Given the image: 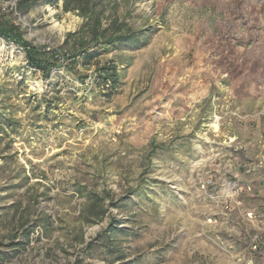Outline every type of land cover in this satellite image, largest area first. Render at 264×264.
<instances>
[{"label":"rangeland","instance_id":"1","mask_svg":"<svg viewBox=\"0 0 264 264\" xmlns=\"http://www.w3.org/2000/svg\"><path fill=\"white\" fill-rule=\"evenodd\" d=\"M104 1L107 14L150 33L137 50L104 51L123 74L109 98L91 83L94 66H79L83 83L63 64L46 79L28 68L24 43H0V84L9 88L0 110L19 127L0 134V242L23 240L40 217L52 222L24 250L4 247L3 264H106L104 247L89 252L86 242L111 215L130 214L137 221L122 226L137 232L125 241L135 264H264V64L253 65L264 63V0ZM61 6L40 0L11 16L31 46L60 49L83 23ZM222 58L241 64L234 77ZM56 82L63 102L45 116L36 102L53 98ZM153 139L165 150L150 158ZM142 176L147 194L82 223L88 202L78 185L118 197Z\"/></svg>","mask_w":264,"mask_h":264},{"label":"trees","instance_id":"2","mask_svg":"<svg viewBox=\"0 0 264 264\" xmlns=\"http://www.w3.org/2000/svg\"><path fill=\"white\" fill-rule=\"evenodd\" d=\"M40 0H17L16 9L17 12H25L29 10L33 5ZM51 1V0H49ZM109 5L108 1L104 0H62L61 9L63 12H77L83 19V23L80 28L75 32H69L62 45V48H55L52 50H46L31 46L26 42L22 36V32L19 27L13 22L11 14L3 13L0 9V35L4 39H13L15 41H21L26 45V52L29 58L28 68L39 70L46 79L52 78L53 70L63 65L67 73H76L82 81L89 77V75L81 76L79 72V66L83 68H89L94 66L92 84L99 87L103 96L111 97L116 93H119L122 80V70L120 69V63L116 62L115 58L104 59V51H108L110 48L114 50L134 51L149 42L150 33L148 29L134 30L128 26L127 22L120 20L117 16L107 14ZM226 42L230 43V47L235 48L232 41H221V45ZM107 49V50H106ZM67 57V58H66ZM66 58V61H65ZM133 59V57H132ZM258 60L253 63L254 67L260 64H264ZM66 62V64H65ZM226 64V58L220 59L219 65L224 73L230 74L234 77L239 71L241 64L230 65ZM264 76V71L259 72ZM59 83L56 82L50 87V92L54 93L53 98L46 99L42 97V101L36 102V108L40 107L41 102L45 107V116L51 109H57L59 104L63 102L61 97V89L58 88ZM5 84H0V95L6 96L8 92ZM71 93V92H69ZM5 108V107H3ZM18 122L13 120L10 116L0 110V134L9 136L17 133ZM10 127L11 132H7L6 128ZM3 137V136H2ZM165 144H157L154 139L150 142V150L148 157H155L157 153L165 150ZM157 157V156H156ZM150 158L148 162L150 163ZM148 171L142 173L147 174ZM157 182V181H154ZM146 178L141 177L140 183L133 190L124 192L122 195L115 197L110 192L100 194L94 191L83 192L81 185H78L77 191L86 197L88 204L79 212V216L83 224L94 225L104 221L108 217L110 208L122 209L129 203L135 195L141 197L142 193H148ZM130 221H137L134 218V214H130L126 220L119 219L116 216L111 215L110 221L107 227L100 232L94 239L86 242L85 249L91 251L95 246L101 245L104 247L106 264H135L137 258H128L126 252L125 241L129 237L137 235L134 226H122L123 223ZM41 223L47 227L52 224L49 216L40 217L36 220L34 225L25 228L21 237L23 240L11 241L6 246L0 242V264H3L7 260L9 253L4 250V247L8 249L24 250L30 242V235L36 226ZM21 224V226H24ZM17 236L13 239H16ZM77 240L85 243L83 235L77 237ZM81 260V259H80ZM78 260V264H91L84 263L82 260Z\"/></svg>","mask_w":264,"mask_h":264},{"label":"built area","instance_id":"3","mask_svg":"<svg viewBox=\"0 0 264 264\" xmlns=\"http://www.w3.org/2000/svg\"><path fill=\"white\" fill-rule=\"evenodd\" d=\"M16 1H17V0L6 1V2L1 6V11H2L3 13H7V14H13V13L18 14L17 9H16ZM6 40H10V39H4V38L1 37V35H0V43H6ZM34 231L36 232L37 235H39L40 233L42 234L41 226H40V225H39V226H36V227L33 229L32 233H31V235H30L31 238H32V236L34 235V233H33Z\"/></svg>","mask_w":264,"mask_h":264}]
</instances>
